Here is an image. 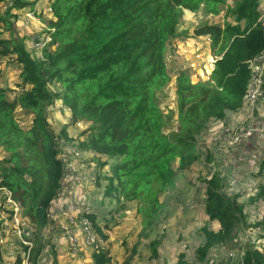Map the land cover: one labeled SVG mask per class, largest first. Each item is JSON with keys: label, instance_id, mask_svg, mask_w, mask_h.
<instances>
[{"label": "trees", "instance_id": "trees-1", "mask_svg": "<svg viewBox=\"0 0 264 264\" xmlns=\"http://www.w3.org/2000/svg\"><path fill=\"white\" fill-rule=\"evenodd\" d=\"M35 3L9 0L0 13V65L13 64L18 70L13 87L1 85L0 71V186L22 208L29 234L24 237L33 244L31 264L40 257L41 225L48 222L52 203L63 190L66 152L60 138L73 142L68 128L86 125L77 149L92 155L91 161L106 171L100 176L107 182L106 196L121 208L135 204L148 228L163 213V198L174 191L178 173L200 161L197 146L209 125L243 106L250 63L264 52L259 0L238 1L232 10L236 24L196 27L194 36L209 37L219 59L208 81L194 82L187 72L176 76V125L168 131L158 95L170 82L167 39L179 36L176 29L184 11H216L224 0H48L51 16L29 49L30 38L17 33L15 11ZM46 37L51 41L37 47ZM54 108L70 114L59 136L47 122ZM20 113L34 115L31 123L22 125ZM206 159L212 161V154ZM204 182L203 210L217 229L202 228L205 242L196 251L201 262L213 249L235 246L237 231L247 223L238 195L223 192L217 175ZM259 195L264 198V187ZM82 215L103 237L96 215ZM158 244H150L154 258ZM21 248L24 254L13 264H25L28 246L21 243ZM239 249L241 264H264V250L253 244ZM91 258L93 264L112 261L108 249L94 251ZM182 258L179 264H185Z\"/></svg>", "mask_w": 264, "mask_h": 264}, {"label": "rangeland", "instance_id": "rangeland-1", "mask_svg": "<svg viewBox=\"0 0 264 264\" xmlns=\"http://www.w3.org/2000/svg\"><path fill=\"white\" fill-rule=\"evenodd\" d=\"M238 1L224 0L216 11H208L206 8L195 13L184 11L176 29L179 36L167 39L165 61L170 82L158 94L160 110L167 115L166 119L169 121L166 130L173 131V126L176 125V76L180 72H187L194 82L208 81L214 64L219 59L212 53L210 38L195 37L194 29L206 23L220 26L226 23L236 24L232 10ZM45 2L47 4L48 0ZM263 3L264 0H259V9ZM8 5L9 0H0V13H4ZM45 25L47 26V21ZM18 27L16 24L20 36H32L37 32V28L30 27H19L18 31ZM0 71L3 74L1 85L8 87L18 81L16 65L2 63ZM66 112L69 114V111L56 109L47 114L49 128L56 136L63 134L64 126L70 121V115ZM33 117L28 113H20L19 119L23 125L30 124ZM85 128L86 125L81 122L77 127L67 129V134L73 140L71 144L67 143L64 136L60 138L66 152L64 184L73 185L74 180L81 183L80 188L74 186V195H78L79 203H82V212L95 214L97 222L103 225L101 232L106 239L95 230L98 240L103 241V249L110 252L111 264H125L128 259L127 264H179L181 257L185 264H209L210 260H215L217 264H241L240 245L253 244L259 250H264V198L259 195L264 187V100L251 103L246 97L241 109L229 112L223 121L209 125L197 146L200 161L178 173L174 191L163 198L166 202L163 213L148 228L143 227L142 216L137 214L135 204H127L121 208L114 198L106 196L107 182L100 178L106 171L98 169L97 162L91 161L92 155L76 147ZM208 152L212 154V161L206 159ZM214 175L220 178L223 192L239 196V201L245 206L247 223L237 231L238 242L235 246L213 249L205 261L201 262L196 251L205 242L202 228L209 226L217 229L216 225L209 222L203 210L206 188L204 179ZM257 223L263 225L259 228L251 227ZM68 224L69 219L64 226ZM75 226L81 227L80 224H75L70 228ZM41 229L46 231V222L42 223ZM43 241L46 239L41 235L40 256L44 248H50ZM18 242L21 246V241ZM152 242L159 243L156 258L152 257ZM82 243L86 252L96 251L85 244V241L82 240ZM79 249L78 244L77 250ZM58 253L52 259L44 256L39 261V257L36 264H78L77 260L67 262L63 253ZM229 257L233 262L228 263ZM24 259L26 263V255ZM88 264H93L92 260L89 259Z\"/></svg>", "mask_w": 264, "mask_h": 264}, {"label": "crops", "instance_id": "crops-1", "mask_svg": "<svg viewBox=\"0 0 264 264\" xmlns=\"http://www.w3.org/2000/svg\"><path fill=\"white\" fill-rule=\"evenodd\" d=\"M35 1L36 3L34 7L26 8L20 11H15V14L17 15L16 24L20 28H29V27L33 29L37 28L36 29L37 32L34 33V35L32 36L21 35L30 38L26 40V45L28 46L29 49H31L34 46L33 43L37 35L43 28L46 27L45 22L51 16L48 2L47 4L45 2L46 0H35ZM19 27H18V31H19ZM17 83L18 81L17 82L14 81L13 85L10 87L15 86V84ZM56 109L59 108H54L51 111H56ZM64 181L65 179L63 180V190L61 194L59 195L58 199L52 203L51 212L47 222V229L46 231H42L41 234L46 239V241L43 242L46 245L48 243L50 248L48 250H45L44 248V252L41 254L39 261L44 256L47 258L50 257V259H52V256L53 257L57 256L59 254L58 253L59 251L61 254L63 253V258L67 262L70 261L73 262L74 260H77L78 264H88L89 259L92 260L91 256L93 252L91 250H90L91 253L90 251L86 252L87 249L84 247L82 243V240L84 242V237L81 232L80 226L71 227L72 234L77 240V243L79 244L80 249L77 250L78 254L76 253V251H73V249L71 248L69 237H67L66 233H64L62 229V226L67 224L68 218L70 216H80V214H82V205H81L82 203H79L80 201L78 195L77 196L74 195V189H75L74 186L80 188L81 183H77L76 180H74L73 185H69L68 183L64 184L65 183ZM8 215H9L8 210H6L5 206L2 204V202H0V233H3L5 236V244L1 246V255H2L3 264H13L19 255L24 254L22 253L23 252L22 248L18 242V239L14 236L12 229L9 227L4 229L5 227L4 224L7 223L9 220ZM27 235L29 234L27 233ZM230 261L233 262V259L229 257L228 263Z\"/></svg>", "mask_w": 264, "mask_h": 264}, {"label": "built area", "instance_id": "built-area-1", "mask_svg": "<svg viewBox=\"0 0 264 264\" xmlns=\"http://www.w3.org/2000/svg\"><path fill=\"white\" fill-rule=\"evenodd\" d=\"M49 11L51 12V9H49ZM261 19L264 23V8L262 10ZM50 41L51 38L46 37L44 43H38L37 47H43L46 43ZM263 83H264V52L259 57L255 58L254 61L252 62V73H251L250 83L247 92V99L251 103H255L258 100H264V90L261 88ZM0 185H1V180H0ZM0 202H2L6 210H8L9 212L8 215L9 220L7 223L4 224L5 226L4 229L8 227L11 228L14 236L18 239V241H21V243L28 246L29 251L26 254L25 264H31L29 262V255H30L29 252L33 247V244L31 241L26 240L24 237L27 234L26 232L27 226L25 221L21 217L22 208L20 204L13 199L12 192L9 189L1 186H0ZM68 219H69V224L63 226V230L66 233V235L69 237V241L71 247L73 248V251H77L78 243L72 234L70 226H73L75 224L81 225L80 228L84 237L85 244H87L88 246H92L94 250L103 249L104 247L103 241L98 240L93 223L86 215L71 216ZM4 244H5V236L3 233H0V247ZM242 254L243 251L241 252L240 257L242 256ZM231 257H234V255H231ZM209 264H217V263L215 262V260H210Z\"/></svg>", "mask_w": 264, "mask_h": 264}, {"label": "clouds", "instance_id": "clouds-1", "mask_svg": "<svg viewBox=\"0 0 264 264\" xmlns=\"http://www.w3.org/2000/svg\"><path fill=\"white\" fill-rule=\"evenodd\" d=\"M263 8H264V3L261 5V8L259 9V12H260L259 21L264 25V23H263V21H262V19H261ZM253 61H254V60H253ZM250 64H251V73H252V63H250ZM250 78H251V74H250ZM249 80H250V79H249ZM249 83H250V81H249Z\"/></svg>", "mask_w": 264, "mask_h": 264}]
</instances>
